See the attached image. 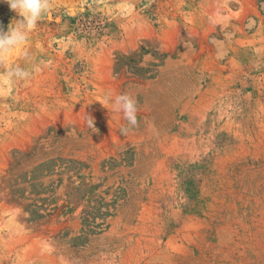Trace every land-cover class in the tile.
<instances>
[{
  "label": "rangeland",
  "instance_id": "rangeland-1",
  "mask_svg": "<svg viewBox=\"0 0 264 264\" xmlns=\"http://www.w3.org/2000/svg\"><path fill=\"white\" fill-rule=\"evenodd\" d=\"M49 4L0 80V264H264V0Z\"/></svg>",
  "mask_w": 264,
  "mask_h": 264
},
{
  "label": "clouds",
  "instance_id": "clouds-1",
  "mask_svg": "<svg viewBox=\"0 0 264 264\" xmlns=\"http://www.w3.org/2000/svg\"><path fill=\"white\" fill-rule=\"evenodd\" d=\"M10 10L17 13L19 19H13L7 31L0 25V65H5L0 80L6 79L8 83L25 81L29 78L30 72L25 68L13 65L11 68L6 66V58L13 51L21 49L28 41L30 34L37 28L41 18L52 11L49 0H3ZM15 21V22H13ZM24 59L30 62L27 52H24ZM34 70H36L34 68ZM106 99L112 104V110L123 114V118L128 125L135 127L137 121V102L135 98L128 93H120L112 96L108 94ZM87 126L95 129V120L88 116ZM127 128H121L122 133H127Z\"/></svg>",
  "mask_w": 264,
  "mask_h": 264
}]
</instances>
